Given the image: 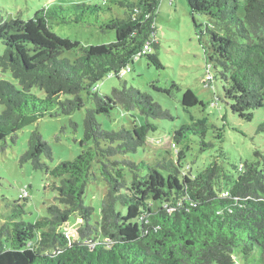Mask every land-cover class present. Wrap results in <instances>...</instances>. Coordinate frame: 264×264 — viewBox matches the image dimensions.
<instances>
[{
    "label": "trees",
    "instance_id": "16d2710c",
    "mask_svg": "<svg viewBox=\"0 0 264 264\" xmlns=\"http://www.w3.org/2000/svg\"><path fill=\"white\" fill-rule=\"evenodd\" d=\"M105 2L104 0H102ZM190 15L207 18L209 39L203 89L221 84V102L232 115L251 122L264 108V0H185ZM109 5H53L0 19V71L16 84L0 80V143L15 144L17 132L44 117L70 116L90 104L83 120L81 152L53 168L50 146L35 130L20 163L58 180L52 185L55 203L34 222L22 219L28 195L18 202L3 200L0 264H235V251L258 254L264 262V153L232 172L219 154L195 175L188 157L197 158L223 143L220 130L192 115L168 134L170 149L150 144L156 126L150 120L175 118L151 96L128 87L124 76L137 58L162 69L156 54L155 15L159 0H108ZM117 7L122 11L113 12ZM52 24L96 26L112 32L113 42L81 46L51 30ZM147 47V49H145ZM69 52L74 57L68 56ZM213 71V74L211 73ZM120 83L109 94L96 91L105 78ZM36 88L43 97L32 93ZM170 89H162L169 96ZM183 110L205 108L189 89L182 93ZM138 113L143 123L105 130L99 118L112 112ZM257 132H264L262 122ZM211 134V136H209ZM3 149V148H2ZM142 151L136 160L132 157ZM218 152V151H217ZM144 155V156H143ZM99 176L106 185L100 220L84 205L87 186ZM76 216L74 230L65 229ZM74 231L72 234L71 232Z\"/></svg>",
    "mask_w": 264,
    "mask_h": 264
},
{
    "label": "rangeland",
    "instance_id": "374dc122",
    "mask_svg": "<svg viewBox=\"0 0 264 264\" xmlns=\"http://www.w3.org/2000/svg\"><path fill=\"white\" fill-rule=\"evenodd\" d=\"M0 0V19H11L17 15L23 20L30 19L34 12L53 5L63 7L74 3H86L91 5H109L108 0ZM113 12L122 11L115 7ZM199 26V30L204 32L208 24L207 18L201 15H190L185 0H159L158 9L155 15V40L158 49L152 50L156 54L162 69L148 65L144 58H137L130 65V72L123 80L128 87H134L142 93L151 96L162 109L168 110L175 118L150 120L156 126V131L150 133V144L157 149H170L168 134L181 124V117L202 119L204 116L208 122L216 129L220 130L223 143L216 141L215 148L204 153L197 154V158L188 157L189 172L195 175L204 168L211 160L219 154V147L225 155L222 164L225 169L232 172L231 166H239L244 162L254 160V153H264V132H257L258 126L264 122V108L253 112L251 122L239 119L232 115L226 105L218 102V105H211L216 97L221 95V84L212 82L208 88L202 87L207 77V55L209 39L206 34L196 33L194 23ZM96 26H73L52 24L51 30L56 35L78 42L81 46L99 45L113 42L115 35L112 32L101 33ZM4 47L0 42V55ZM68 56L74 57L69 52ZM213 74V71L211 70ZM0 80H13L9 72L0 71ZM120 81L114 77H108L99 83L96 91L100 94H109L113 88L120 87ZM175 84L179 89L172 88L169 96L162 92V89H170ZM191 90L199 100L205 103V108L188 109L184 111L180 105L182 93ZM32 93L38 97H43L42 92L34 88ZM90 104L85 105L79 111L70 116H58L55 118L44 117L35 124L17 132L15 144L7 140L6 146L0 143V214H5L3 200L18 202V196L23 190L27 192L28 202L25 205L26 214L22 219L27 222H34L46 216V208L55 203L56 193L52 190V185L58 184V180L46 175L44 170H35L30 163H20V156L27 149L29 135L37 130L44 141L48 143L52 151V160L42 162L48 168H53L62 161H72L81 152L79 141L83 136V120L85 111ZM3 107L0 106V112ZM140 124L144 119L136 112L121 113L118 110L112 112L111 119L99 118L102 128L105 130H118L122 126L129 127L132 121ZM211 136V134H209ZM3 148V149H2ZM218 151V152H217ZM142 151L138 150L133 155L136 159L142 156ZM144 156V155H143ZM106 192V185L97 179L87 186L84 205L93 209L92 223L99 222L101 202ZM0 217V225L2 223ZM76 216H71L65 226L73 228L77 226ZM74 231L71 232V234ZM74 234V233H73ZM235 264H264L258 254L243 256L239 251H235Z\"/></svg>",
    "mask_w": 264,
    "mask_h": 264
},
{
    "label": "built area",
    "instance_id": "2783aa9c",
    "mask_svg": "<svg viewBox=\"0 0 264 264\" xmlns=\"http://www.w3.org/2000/svg\"><path fill=\"white\" fill-rule=\"evenodd\" d=\"M145 49H147V47H145ZM207 80H209V77H207ZM26 195H27L26 192L23 191L22 194L20 195V197H21V196H26Z\"/></svg>",
    "mask_w": 264,
    "mask_h": 264
},
{
    "label": "clouds",
    "instance_id": "9594fccd",
    "mask_svg": "<svg viewBox=\"0 0 264 264\" xmlns=\"http://www.w3.org/2000/svg\"><path fill=\"white\" fill-rule=\"evenodd\" d=\"M23 191H25V190H23ZM23 191H22V192H23ZM25 192H26V191H25ZM21 194H22V193H21ZM21 194H20V195H21ZM26 194H27V192H26ZM20 195H19V196H20Z\"/></svg>",
    "mask_w": 264,
    "mask_h": 264
}]
</instances>
